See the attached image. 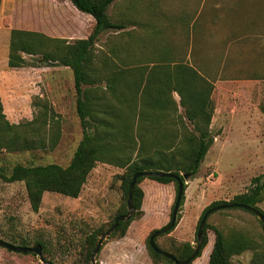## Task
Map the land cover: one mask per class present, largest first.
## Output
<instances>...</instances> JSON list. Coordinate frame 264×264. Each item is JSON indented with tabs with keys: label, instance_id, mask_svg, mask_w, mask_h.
<instances>
[{
	"label": "rangeland",
	"instance_id": "1",
	"mask_svg": "<svg viewBox=\"0 0 264 264\" xmlns=\"http://www.w3.org/2000/svg\"><path fill=\"white\" fill-rule=\"evenodd\" d=\"M206 1L210 5L216 2L117 0L109 8L112 19L126 22L130 20L131 23L121 31L102 32L96 43V52L100 54L99 50H105L111 55L110 63L114 61L121 64V41L126 36L128 38L129 34L150 28L152 20L148 19L154 14L183 12L187 7L197 13L201 5H206ZM219 1L222 7L235 2ZM236 1L240 2L242 8L245 7L247 15L264 11V0ZM35 14L40 18L42 16L40 12ZM234 23H247L253 31L256 30L253 29L255 25H262V22L255 21ZM112 49L115 50L113 55ZM151 51L149 48L148 53ZM146 54L144 47H141L139 57L143 60H153L152 54ZM24 55L30 62L41 65L34 66L35 68L30 65L10 68L4 64L0 67L4 76L3 84L0 85L4 112L12 123L25 122L32 120L41 110L42 104L47 102L54 109L55 118L60 121V137L53 149L0 151V168L9 171L16 164L36 165L51 162L67 165L83 134L80 118L75 111V102L71 103L69 99L73 87L69 85V77L63 74L62 94L56 98L48 97L51 86L47 85V81L55 69L53 66L49 69L42 65L44 63L39 62L41 55ZM133 55L138 57L136 52ZM237 88L234 96L240 106V114L235 118V124L227 126V132L221 134L220 138L215 130H211L215 135L214 142L196 176L186 180L185 201L179 208L180 218L178 220L177 216V225L170 233L158 238L159 244L164 248L174 250L177 243L185 241L195 245L197 225L204 208L213 201H229L234 195L247 191L253 178L264 173V93L255 92L254 86ZM14 106L20 115L13 116ZM230 123L231 119L228 118L227 124ZM189 130H193L190 121L187 132ZM153 134L161 136L165 133ZM110 165L112 164L97 162L78 197L46 191L38 211L31 208L24 181L6 182L0 179V238L17 245L28 243L29 246L35 245L36 240L41 239L46 243L44 255L47 261L55 264H79L82 246L88 234L106 227L123 204L117 174L123 173L125 168ZM140 185L145 191L144 214L130 222L125 235L110 236L106 240L97 255V264H165L153 261L146 246V239L152 230L169 222L176 187L174 183L163 184L150 178H145ZM258 206L264 211V199ZM207 222L226 233L234 229L243 231L254 238L259 250H264V228L258 218L247 210L224 208L212 213ZM208 238L212 249L215 233L211 228H208ZM205 248L201 256L191 264H208L209 257L202 256ZM253 255L254 251L251 249L236 254L232 257V264H251ZM0 264L45 263L34 253L23 254L0 247Z\"/></svg>",
	"mask_w": 264,
	"mask_h": 264
},
{
	"label": "trees",
	"instance_id": "2",
	"mask_svg": "<svg viewBox=\"0 0 264 264\" xmlns=\"http://www.w3.org/2000/svg\"><path fill=\"white\" fill-rule=\"evenodd\" d=\"M116 1L71 0L79 11L90 14L95 20V26L88 37L69 40L51 37L41 31L20 28H13L10 35L9 67L41 65L30 62L24 54L41 55L39 62L44 63L42 65L57 62L58 65L70 67L74 76L76 93L75 111L80 118L83 134L67 165L56 162L36 165L16 164L9 171L0 168V179L6 182L24 181L31 208L38 211L46 191L78 197L89 174L99 161L125 168L123 173L117 174L123 201L121 209L106 227L98 228L88 234L82 246L79 264H92L91 254L97 239L114 224L116 216L127 211L129 185L135 173L163 170L172 171L183 180L182 173L195 177L215 138L210 128L214 112V102L211 99L213 84L196 68L184 63L178 64L177 70L174 71L175 75H172L173 84H165V86L162 83L161 86L156 87L154 76L156 67L140 68L136 70L132 78L128 73L123 81L124 72L127 73L129 70H123L120 62L110 63L111 55H108L105 50H99L100 54L96 52V43L102 32L121 31L131 23L130 20L126 22L112 19L109 8ZM38 7L36 12L41 11L40 5ZM113 52H115L114 49H112V55ZM174 91H177L180 96L184 115L193 124V130L186 133H165L160 136L153 132H142L139 127L134 129L132 123L134 117L131 121L128 116L123 117L120 113V106L124 104V100L129 104L130 94L135 95V108L138 107L139 102L143 105L144 98H147V103L151 106L156 100V103L162 107L168 108L172 105L178 109L179 104L173 98L171 103L165 100L166 95H172ZM153 97L156 99L152 100ZM138 119L139 121L142 119L141 113ZM59 137L60 121L55 118L54 109L47 102L42 104L41 110L32 120L12 123L4 112L0 96V151L25 152L39 148L53 149L58 144ZM145 178L163 184L174 183L177 191L178 180L175 178L158 176L138 178L132 195L136 213L132 219L121 221L111 237L125 235L130 222L144 214L145 191L140 183ZM186 187L185 182L181 206L185 201ZM263 199L264 173L253 178L247 191L234 195L229 201L216 200L206 206L198 221L197 232L201 219L208 209L220 204L241 203L258 208L264 213L258 206ZM179 218L178 212V220ZM261 224L264 228V224ZM208 228L215 233L212 249L211 244H208ZM156 230H152L146 239L151 258L155 262L176 264L173 260L156 252L151 246L149 240ZM158 238L155 239L157 246L180 260L189 257L196 246L190 241H185L177 243L174 246L175 249L170 250L162 247ZM38 243L42 245L44 255L47 249L46 243L41 239L36 240L35 244ZM22 245H28V243H22ZM204 248L202 256L209 257L208 264H232L234 255L249 249L254 251L251 264H264V250H259L254 238L237 229L226 233L207 222L203 229V243L197 257L201 256Z\"/></svg>",
	"mask_w": 264,
	"mask_h": 264
},
{
	"label": "crops",
	"instance_id": "3",
	"mask_svg": "<svg viewBox=\"0 0 264 264\" xmlns=\"http://www.w3.org/2000/svg\"><path fill=\"white\" fill-rule=\"evenodd\" d=\"M234 1L223 7L219 0L212 5L206 1V5H201L197 13L187 7L183 12L154 14L148 19L152 20V24H149L152 29L138 30L121 41V64L123 70H129L124 72L123 81L128 73L132 78L136 70L149 66L157 68L154 72L156 87L162 83L171 85L172 75H175L174 71L181 63L196 68L209 80L213 84L211 99L214 102L210 128L219 134V138L227 132V126L235 124V118L240 114V106L234 96V92L239 90L237 87L254 86L255 92L264 93V11L247 15L245 7ZM39 5L41 18L35 14ZM249 21L262 22V25L258 26V23L253 31L247 23H234ZM94 26L93 16L79 11L71 0H1L0 67L4 64L9 67V43L13 28L36 30L51 37L75 40L88 37ZM141 47H144L146 55H153V60L139 57ZM149 48L152 51L148 53ZM135 52L137 58L133 55ZM45 66L55 69L53 75L48 77L47 85L51 86V93L47 96L56 98L62 94V75L65 74L73 87L69 99L71 103L75 102L74 76L70 67L58 65L57 62ZM3 77L0 71V85L3 84ZM172 98L179 104L178 109L172 105L168 108L158 105L155 97L152 98V106L144 98L143 105L139 102L135 108V95L130 94L129 104L124 100L120 113L131 121L134 117V129L139 127L142 132H187L189 120L184 115L177 91L166 95L165 100L171 103ZM15 107L13 116L20 115ZM140 113L142 119L139 121ZM228 118L231 119L230 124H227Z\"/></svg>",
	"mask_w": 264,
	"mask_h": 264
},
{
	"label": "water",
	"instance_id": "4",
	"mask_svg": "<svg viewBox=\"0 0 264 264\" xmlns=\"http://www.w3.org/2000/svg\"><path fill=\"white\" fill-rule=\"evenodd\" d=\"M157 176L158 177H171V178L177 179L178 180V188L176 191V197H175V201L173 204L170 221L165 226L158 228L156 231H154L153 234L151 235L149 241H150L151 246L154 248V250L156 252L163 254L164 256L173 260L176 264H189L198 256L199 250H200L202 243H203V229L207 223V219L212 213H214L218 210L228 208V207H240V208L246 209L249 212H251L252 214H254L258 218V220L264 224V213L261 210H259L258 208H255L253 206H250L247 204H241V203H239V204H220V205L214 206V207L208 209L204 213V215L201 219V222H200V225L198 228V232H197V242H196V246H195L193 253L189 257H187L183 260H180L175 255H173L172 253L160 249L157 246V244L155 243V239L158 238L159 236H162L163 234L170 232L175 227L176 222H177V216H178L179 208L181 206V201H182V197L184 194V183L186 182V180L188 178H190V175L188 173H182V176L184 178V180H183L181 177H179L177 174H175L172 171H163V170L139 171V172L134 174V176L130 182V185H129L127 211L123 214L116 216L114 224L109 228V230L102 233L99 236V238L97 239L95 247H94L92 254H91L92 264H97L98 253L100 252V250H101L103 244L106 242V240H108L110 238L111 234L116 230V228L118 227L120 222L130 220L134 217V215L136 213V208L132 202V195H133L134 187L137 183L138 178H140V177H157ZM0 247H4L10 251H15V252L23 253V254L34 253V254L38 255L40 257L41 261H43L45 264H55L53 262L47 261L44 258L42 245L39 243L35 244L33 246L17 245V244H14L12 242H9V241H6V240H3L0 238Z\"/></svg>",
	"mask_w": 264,
	"mask_h": 264
}]
</instances>
